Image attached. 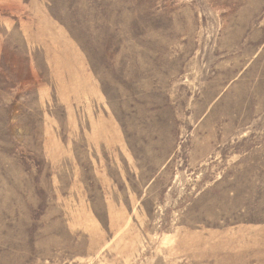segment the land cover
Instances as JSON below:
<instances>
[{
	"label": "rangeland",
	"instance_id": "374dc122",
	"mask_svg": "<svg viewBox=\"0 0 264 264\" xmlns=\"http://www.w3.org/2000/svg\"><path fill=\"white\" fill-rule=\"evenodd\" d=\"M0 264H264V0H0Z\"/></svg>",
	"mask_w": 264,
	"mask_h": 264
}]
</instances>
